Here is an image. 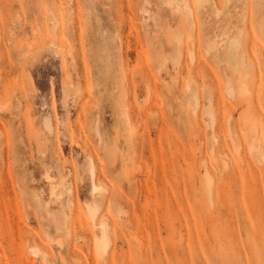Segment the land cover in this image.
Here are the masks:
<instances>
[{
	"label": "rangeland",
	"instance_id": "374dc122",
	"mask_svg": "<svg viewBox=\"0 0 264 264\" xmlns=\"http://www.w3.org/2000/svg\"><path fill=\"white\" fill-rule=\"evenodd\" d=\"M0 264H264V0H0Z\"/></svg>",
	"mask_w": 264,
	"mask_h": 264
},
{
	"label": "bare ground",
	"instance_id": "6f19581e",
	"mask_svg": "<svg viewBox=\"0 0 264 264\" xmlns=\"http://www.w3.org/2000/svg\"><path fill=\"white\" fill-rule=\"evenodd\" d=\"M237 45H238V42L234 38L231 39V42L229 44V50H228V53H229L230 56H234V54L236 52V49H237ZM120 114L124 116V118H125L124 120H126L128 122L130 121V118H129V115L127 114V112L121 111ZM224 160L227 162V164L229 163L226 158ZM20 188L22 189V186H19L18 191L19 190L21 191ZM99 190H100V188L96 184L92 183V185H91V194L93 196H95ZM23 193L24 192H22V194L19 193L21 195V197L23 196ZM100 227L103 229V232H102L101 239L95 242V250H96V252H101V250L102 251H106V249L110 246L109 245L110 244L109 231L107 230V228L104 226L103 223H101Z\"/></svg>",
	"mask_w": 264,
	"mask_h": 264
}]
</instances>
